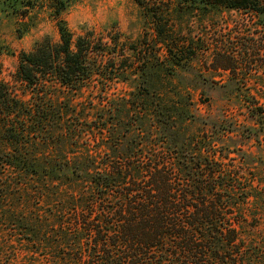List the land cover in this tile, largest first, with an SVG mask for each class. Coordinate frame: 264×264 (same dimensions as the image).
<instances>
[{
  "label": "trees",
  "instance_id": "1",
  "mask_svg": "<svg viewBox=\"0 0 264 264\" xmlns=\"http://www.w3.org/2000/svg\"><path fill=\"white\" fill-rule=\"evenodd\" d=\"M204 2L246 11L264 30V0ZM59 33L21 54L29 103L0 84V264H264L245 178L179 125L177 103H149L144 77L89 121L61 112L50 82L78 93L126 69L108 43L86 36L73 48L62 20Z\"/></svg>",
  "mask_w": 264,
  "mask_h": 264
},
{
  "label": "rangeland",
  "instance_id": "2",
  "mask_svg": "<svg viewBox=\"0 0 264 264\" xmlns=\"http://www.w3.org/2000/svg\"><path fill=\"white\" fill-rule=\"evenodd\" d=\"M204 1L0 0V84L29 103L31 89L18 76L21 54L45 39L59 43L60 20L73 48L79 37L108 43L125 76L114 82L96 76L78 93L50 82L61 112L71 117L76 109L89 121L101 101L138 93L144 77L149 103L156 96L177 103L186 118L179 125L205 136L217 160L245 178L248 221L264 222V30L246 11ZM111 56L104 58L109 68Z\"/></svg>",
  "mask_w": 264,
  "mask_h": 264
}]
</instances>
